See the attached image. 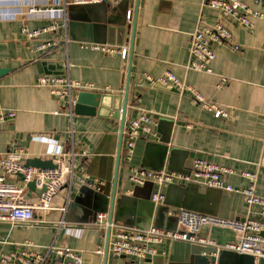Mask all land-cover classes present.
<instances>
[{
  "label": "crops",
  "instance_id": "1",
  "mask_svg": "<svg viewBox=\"0 0 264 264\" xmlns=\"http://www.w3.org/2000/svg\"><path fill=\"white\" fill-rule=\"evenodd\" d=\"M243 1L264 12V0ZM204 3L107 0L16 18L10 15L26 5L44 9L46 1L0 0V12L5 15L0 17V105L15 111L14 117L0 124V153L15 149L22 151L24 159H51L57 145L69 167L64 184L51 198V209L36 210L30 224L0 223V255L38 251L46 255L42 264H65L47 249L67 246L81 253L82 264H264V258L255 262L250 254L227 249L212 258L204 254L208 247L179 240L151 244L155 253L144 258L114 257L108 250L114 228L108 231L91 225L96 213L110 211L112 222L121 227L153 225L167 230L179 228L182 210L226 219L247 215L244 197L238 192L194 181L135 184L129 180L130 167L190 173L194 160L204 159L233 169L235 173L222 177L234 188L247 184L242 171L256 172L255 189L264 196V18L253 19V28L248 29ZM199 19L207 24L220 22L232 33L230 41L211 44L215 58L210 73L185 67L190 35ZM48 25L53 29L33 39L21 31ZM52 40L57 45L51 51L36 49ZM82 44L125 47L127 54L123 59L118 51L84 49ZM45 61H61L64 74L93 83L97 92L123 97L128 86L125 123L141 109L150 111L154 135L136 139L130 159L124 157L122 137L116 170L119 119L112 117L115 111L75 114L68 99H58L34 84L37 76L47 74ZM165 71L192 86L206 101L228 109L229 116L215 117L190 92L152 84L145 77ZM187 123L192 127L187 128ZM15 180L22 184L20 177ZM158 190L163 197L154 202L152 195ZM39 195L26 186V200L35 201ZM251 210V216L257 217ZM236 236L221 233L220 239ZM99 247L102 254L96 252Z\"/></svg>",
  "mask_w": 264,
  "mask_h": 264
},
{
  "label": "built area",
  "instance_id": "2",
  "mask_svg": "<svg viewBox=\"0 0 264 264\" xmlns=\"http://www.w3.org/2000/svg\"><path fill=\"white\" fill-rule=\"evenodd\" d=\"M47 6L44 9L34 5H26L22 11L12 13L11 17H26L41 13L54 11H65L68 4H89L99 3L107 0H45ZM116 1V0H113ZM206 6L220 12V14L233 23L243 25L248 29L253 28V19L264 18V12L248 5L243 0H205ZM0 12V17H4ZM128 18L131 10L127 12ZM53 29L52 25L43 26L38 29H27L22 27L21 31L27 39L38 37L42 33H47ZM232 33L223 24L216 22L207 24L202 19L198 20L197 28L190 35L189 58L185 67L198 72H211V63L215 58V52L211 48L212 43H224L230 41ZM57 42L47 41L36 47L37 50L51 51ZM82 48L113 53L118 51L124 59L127 49L122 47L116 49L109 44H82ZM239 49L238 45L233 46ZM146 79L152 84L163 86L174 85L180 91H188L193 99L203 107L213 112L215 117H228L229 111L225 107L206 101L205 97L196 91L192 86L186 84L170 71H165L157 77L146 75ZM38 87H45L58 99H68L69 105L74 106L76 94L74 91H94L97 87L91 82L74 80L69 74H41L34 80ZM15 111L0 105V124L14 117ZM72 114V112L70 113ZM154 117L150 111L141 109L138 114L124 123L123 151L124 157L130 159L134 150L136 139L146 135H154ZM187 128L192 127V123L186 124ZM47 141H52L50 137H44ZM51 160L55 165L52 168H37L25 165L21 150H7L0 153V223L18 225L33 223L36 210L46 212L51 209V198L60 190L69 173V167L65 162L66 155L61 147L55 145L51 151ZM129 180L135 184H142L146 180L154 181L158 186L168 182L194 181L207 187H214L226 191H235L243 195L247 215L242 219H226L214 215L198 214L190 211H180L178 214L179 228L175 230L162 229L156 226H149L146 229L124 228L112 221H109L107 212H98L95 215L92 226L102 228H114L108 244V250L114 257L131 256L144 258L155 253L151 244L163 241H187L198 243L208 247V252L204 254L215 258L220 250L227 249L238 253H247L253 256L256 262L259 258H264V196L259 195L255 189L257 179L256 172L242 171L240 175L247 180V184L242 188H234L223 180V175L235 173L233 169L220 166L204 159H195L190 173L176 171H151L143 168H129ZM20 177L21 185L16 183L15 178ZM34 181L36 190L44 191L35 201L25 199V190L29 182ZM163 197L161 191H156L152 195V201L159 202ZM257 217H252V210ZM203 226L228 228L236 233V238L224 244L217 242L215 238L202 236L199 234ZM47 252H54L65 264H82L83 259L80 252L67 246H49ZM96 252L103 253V248L99 247ZM46 255L38 251H23L2 253L0 264H42Z\"/></svg>",
  "mask_w": 264,
  "mask_h": 264
},
{
  "label": "water",
  "instance_id": "3",
  "mask_svg": "<svg viewBox=\"0 0 264 264\" xmlns=\"http://www.w3.org/2000/svg\"><path fill=\"white\" fill-rule=\"evenodd\" d=\"M118 30V29H117ZM43 67L45 68L44 71L47 74H62L64 73V68L61 61L54 62V61H45L43 62ZM2 70L0 69V73ZM127 96H128V86L125 87L123 97H119L101 93L97 91H78L75 96V103H74V113L75 114H85V115H95L100 114L102 109L105 111L110 110L113 108L115 113L112 115L113 118L119 119V136H118V146L116 152V170L118 167V162L120 159L121 154V144H122V131L125 123V115L127 109ZM111 114V113H110ZM25 165L34 166L37 168H52L55 165L53 164L51 159H42L40 157H32L28 159H24ZM27 187L31 190L35 188L34 181H31L27 184ZM45 187L38 191V194H41L44 191ZM113 198V197H112ZM109 221H112V213H109ZM109 231V228H107ZM210 231L209 237L215 238L218 243L224 244L231 239L222 241L220 239L221 233H228L229 235H233L234 232L228 228H220V227H211L203 226L200 229L199 234L201 235L204 233H208ZM206 235V236H207ZM261 235L264 236V232H261Z\"/></svg>",
  "mask_w": 264,
  "mask_h": 264
}]
</instances>
